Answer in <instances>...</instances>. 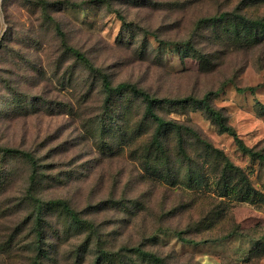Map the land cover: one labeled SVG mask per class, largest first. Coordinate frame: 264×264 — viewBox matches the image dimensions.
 I'll list each match as a JSON object with an SVG mask.
<instances>
[{
  "label": "rangeland",
  "instance_id": "1",
  "mask_svg": "<svg viewBox=\"0 0 264 264\" xmlns=\"http://www.w3.org/2000/svg\"><path fill=\"white\" fill-rule=\"evenodd\" d=\"M103 75L211 93L264 155V0H0V264H264V161L166 103L197 137L169 133L163 156L144 102L107 101Z\"/></svg>",
  "mask_w": 264,
  "mask_h": 264
},
{
  "label": "trees",
  "instance_id": "2",
  "mask_svg": "<svg viewBox=\"0 0 264 264\" xmlns=\"http://www.w3.org/2000/svg\"><path fill=\"white\" fill-rule=\"evenodd\" d=\"M98 1H101V0H98ZM244 20H246L251 25L263 24V21L260 19L254 20V19L244 18ZM70 50L80 60L91 65L90 60L82 52H80L79 50L75 48H70ZM102 82H103L104 89L106 90L107 95H108L107 101H112V99L115 96L121 95L124 92H130L133 94L135 98L141 99L144 102L145 104L144 117L151 119L157 124L158 127L156 131L155 142H156L157 150L160 152V154H162L165 157L168 156V149L170 148V144L165 143L164 136L166 135L168 136L169 133H173L177 141L175 142V144L176 146L177 145L179 146L180 143L184 142L186 133L194 134L196 137H197V133L193 132L192 128H190L189 126H186L187 124H185L184 122L183 123L180 122V120L176 118H166L158 114V112L156 111V105L161 104V103H166L169 105L174 104V106H180V107H183V109H188V106H193V107L203 110L204 113L207 115V117L210 118L218 126V128L221 131L227 132L234 136L241 150L246 151L253 157H258L262 161H264V155L248 147L243 141V139L239 137L234 127L228 123L227 119L224 117L222 112L213 105V103L210 100L211 93L205 94L202 98H197L194 96H186V97L179 98V99H172V98L160 99L152 95L150 92L143 90L139 88L138 86L131 84V83L121 82V83H118L117 85H113L106 75H103ZM254 89H255L254 87L238 88V91L245 92L247 90L253 91ZM179 148H180V151H178L177 153L178 157L187 156L188 152L185 151V148L183 147H179ZM5 150L7 152L21 153L29 157L32 160V162L35 161L31 154L26 153L24 151L13 150V149H5ZM235 169L236 171H238V173L241 174V171H239L238 168H235ZM240 181H244V180H238V182L235 185L240 184ZM46 205L47 207H51V206L62 207L71 216V218H73L77 222H80L79 214L71 208L68 202L64 200L56 199V200L48 201ZM37 226L39 227L41 226L40 216L38 218ZM38 233L41 234L40 231Z\"/></svg>",
  "mask_w": 264,
  "mask_h": 264
},
{
  "label": "bare ground",
  "instance_id": "3",
  "mask_svg": "<svg viewBox=\"0 0 264 264\" xmlns=\"http://www.w3.org/2000/svg\"><path fill=\"white\" fill-rule=\"evenodd\" d=\"M20 64V63H19ZM26 64V63H25Z\"/></svg>",
  "mask_w": 264,
  "mask_h": 264
}]
</instances>
